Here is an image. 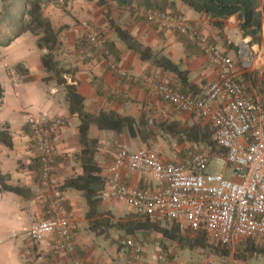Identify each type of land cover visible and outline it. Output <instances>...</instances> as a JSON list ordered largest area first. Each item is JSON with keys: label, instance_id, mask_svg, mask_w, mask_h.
Returning <instances> with one entry per match:
<instances>
[{"label": "crops", "instance_id": "crops-1", "mask_svg": "<svg viewBox=\"0 0 264 264\" xmlns=\"http://www.w3.org/2000/svg\"><path fill=\"white\" fill-rule=\"evenodd\" d=\"M152 1L153 4L148 7L142 1L122 6L114 3L113 17L139 42L150 46L155 54L171 59L183 71H187L188 83L197 92L195 95H199L218 78L217 70L194 43L169 26L147 22L144 15L148 9L181 14L190 25L236 61L247 96L264 106V30L261 43L251 44V37L244 35L241 30L242 19L237 15L230 16L224 20L222 27H217L209 17L194 11L182 0ZM79 2L82 0L74 1L66 9L70 10ZM259 2L263 9L264 0ZM57 10L53 4L44 9L53 27L56 30L62 28L60 45L55 52L56 59L65 68L75 70L68 81L72 83L74 80L77 84L85 98L86 111L93 114L112 111L142 121L136 137H132L128 131L101 130L96 124L91 125L90 136L98 140L96 159L107 181L111 178L110 168L118 154L119 144H125L132 151L147 148L166 162H183L189 158L194 153L195 145L178 143L170 134L156 128L155 121L178 120L187 126L211 123L195 113L179 111L158 98L145 87L142 79L153 76L157 81L172 84L180 91L190 88L185 87L175 73L156 66L153 60L143 61L137 52L130 50L109 28L104 7H93L91 23L106 39L108 46L109 43L114 45L116 54L109 48L125 75L112 71L99 58L96 49L84 38L81 26L64 27L66 18ZM26 34L29 33L23 34L9 46H0L8 53L19 41L26 49L19 56L0 54V83L4 90L0 100V122L10 125L14 143L12 148L0 146V173L6 177L8 184L24 189L22 194L4 192L0 195V264H70V255L59 249L57 235L47 234L40 241L34 242L27 234L34 223L50 217L46 191L40 180V163L28 126L31 115L63 119L66 122L65 126L56 127L53 133L57 158L54 182L62 192L70 213L75 256L87 264H132L130 251L121 246V240L136 237L160 241L163 238L154 231L131 236L118 229H110L108 234L98 236L90 229L89 205L84 193L76 189H60L67 179L84 174L80 161L81 121L69 109L65 88L58 86L55 81L43 80L47 73L42 58L47 50L37 47V37L33 34L31 40L22 42ZM26 43L30 44L27 46ZM19 66L25 70L24 73L16 72ZM23 74L30 80H23ZM124 181L143 190L156 187L153 178L137 172L125 171ZM99 210L105 217L112 215L114 221L127 222L142 218L128 205L108 197H103ZM163 244L171 246L168 251L173 253L175 242L164 239ZM158 252V248L152 245L139 264H154ZM177 262L170 260L168 264Z\"/></svg>", "mask_w": 264, "mask_h": 264}, {"label": "built area", "instance_id": "built-area-1", "mask_svg": "<svg viewBox=\"0 0 264 264\" xmlns=\"http://www.w3.org/2000/svg\"><path fill=\"white\" fill-rule=\"evenodd\" d=\"M144 15L147 22L169 26L194 43L217 70L218 78L199 95L185 94L153 76L144 77L142 83L179 111L208 120L215 127L214 140L226 153L213 155L195 145L194 153L185 161L166 162L147 148L132 151L119 144L103 196L128 205L151 223H178L185 230H205L220 245L242 239L264 241V106L247 96L236 61L181 14L148 9ZM85 38L112 71L125 75L97 30L88 29ZM65 124L63 119L46 116L28 118L50 217L34 223L27 234L34 242L55 234L59 249L70 255V264H87L75 256L70 213L54 182L57 158L53 133L56 127ZM213 161L222 168L221 172L209 170ZM125 171L153 178L156 187L143 190L128 185L124 181ZM227 172L231 173L229 177ZM121 245L130 251L132 264H139L152 245L159 251L154 264L170 261V253L159 241L129 238L122 240Z\"/></svg>", "mask_w": 264, "mask_h": 264}, {"label": "trees", "instance_id": "trees-1", "mask_svg": "<svg viewBox=\"0 0 264 264\" xmlns=\"http://www.w3.org/2000/svg\"><path fill=\"white\" fill-rule=\"evenodd\" d=\"M72 0H0V46H9L17 38L25 33H31L37 37V47L47 50L42 58V63L47 73L43 79L45 82L55 81L66 91V99L73 116L80 119L79 137L82 145L80 161L84 174L67 179L60 187L64 189H76L84 193L89 205L88 218L90 229L98 236L108 234L110 229L124 231L127 235L136 236L139 232H157L162 236L159 242L162 248L168 251V245L163 244L164 239L175 242L182 250L207 249L209 247L216 255L228 257L232 253L230 245L211 246L208 243V233L205 230L190 231L182 229L178 223H151L145 218H137L132 221H114L113 216L105 217L99 209L103 203V193L108 185L103 175V169L96 159L98 140L91 138L90 127L96 124L101 130H112L117 132L128 131L132 137L138 136V127L142 121L134 117L123 116L116 112L101 111L98 114L89 113L85 109V98L79 92L78 86L73 80L69 83L68 77L75 70L65 68L56 59V50L60 45L61 29L56 30L49 18L44 14L47 5L53 4L66 9ZM142 1L143 5L150 6L152 0H96V6L104 7V15L109 28L117 37L127 45L130 50L137 52L143 61L153 60L155 65L165 71L175 73L185 87L190 90L181 91L185 94H197L193 86L188 83V72L183 71L180 66L171 59L155 54L152 48L139 42L127 29L119 25L113 17L112 7L114 3L119 5H132L134 2ZM194 11L209 17L214 25L222 27L224 20L230 16L237 15L242 19L241 30L244 35L251 37V44L261 43L264 30V8L261 9L259 0H182ZM65 27V26H64ZM109 46L116 54L114 45ZM20 67V66H19ZM22 73L25 72L20 67ZM23 76H26L23 74ZM29 81V77H26ZM3 87L0 83V100L3 98ZM154 125L159 130L170 134L178 143H192L204 145L213 155H224L226 149L220 147L214 140L215 127L195 123L187 126L178 120L163 119L155 121ZM0 146L12 148L13 134L8 123L0 122ZM204 148V147H203ZM205 148V149H206ZM4 192L24 193V189L7 183V179L0 173V195ZM140 240L141 238L132 237ZM148 240V239H147ZM122 241V240H121ZM120 241V244H121ZM122 246V245H121ZM263 255L264 245L256 244L253 239H247L243 251L236 255L237 259L246 261L248 258Z\"/></svg>", "mask_w": 264, "mask_h": 264}, {"label": "rangeland", "instance_id": "rangeland-1", "mask_svg": "<svg viewBox=\"0 0 264 264\" xmlns=\"http://www.w3.org/2000/svg\"><path fill=\"white\" fill-rule=\"evenodd\" d=\"M76 0H72L70 2L73 3ZM96 4V0H82V2L77 3V5L70 10L68 9H62L57 6L59 10H57L60 15H64L66 18V24H64L65 27H70V26H81V30L83 31L84 38L85 34L88 31V29L92 28L95 29L92 26L91 20H93V15L91 16V12L93 7ZM48 6V5H47ZM46 6V8H47ZM56 6V5H55ZM69 6V5H68ZM0 7H1V2H0ZM45 13V12H44ZM63 17V16H62ZM34 37L32 34H26L25 38H23L21 41L24 43L28 39H32ZM30 43H26L28 46ZM21 42H17L13 48L8 51V53L5 52V49L2 47L0 48V54H10L11 56H19L22 54V51L25 52L24 48L21 46ZM20 70V67L17 68ZM16 69V72L19 74L22 72L18 71ZM23 76V75H22ZM23 80H26V77L23 76ZM204 148H206L204 145H202ZM208 148H206L207 150ZM209 170L211 172H221L222 168L217 166L216 163L213 161L210 165ZM228 177L231 175L230 172H227L226 174ZM247 239H242L239 240L233 244L230 245L232 249V253L228 257H221L215 254V252L212 250L211 247L207 249H196V250H182L180 247L177 246L175 249H173V253L169 254V260H178V264H264V256L263 255H258L254 256L251 258H248L246 261L240 260L236 258V255L239 254V252L243 251L244 249V244ZM256 244L258 245H264V241L261 240H255ZM208 243L211 246H220L218 244L217 240L211 235L208 234ZM171 248V246L168 247V249Z\"/></svg>", "mask_w": 264, "mask_h": 264}, {"label": "bare ground", "instance_id": "bare-ground-1", "mask_svg": "<svg viewBox=\"0 0 264 264\" xmlns=\"http://www.w3.org/2000/svg\"><path fill=\"white\" fill-rule=\"evenodd\" d=\"M246 47V46H245ZM248 48V47H247ZM247 48H246V50H247Z\"/></svg>", "mask_w": 264, "mask_h": 264}]
</instances>
